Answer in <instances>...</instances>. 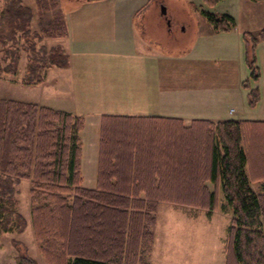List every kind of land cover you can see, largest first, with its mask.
Instances as JSON below:
<instances>
[{
	"label": "trees",
	"instance_id": "trees-1",
	"mask_svg": "<svg viewBox=\"0 0 264 264\" xmlns=\"http://www.w3.org/2000/svg\"><path fill=\"white\" fill-rule=\"evenodd\" d=\"M34 1L41 15L57 11L40 31L33 30L34 12L21 0H0V54L8 62L0 66V79L16 73L23 51L27 65L20 84L32 88L45 83L49 70L71 65L62 46L45 44L67 37L63 9L55 0ZM222 1L202 0L199 6L217 33L236 27L230 15L207 10ZM243 37L250 74L242 86L255 109L261 101L256 51L264 29ZM245 124L197 120L182 129L153 130L141 119L103 116L97 184L88 188L82 172L85 118L0 99V233L26 228L15 186L29 181L32 225L47 264H151L160 204L211 215L221 187V207L233 211L225 264H264V130L252 129L251 135ZM255 181L263 194L253 189ZM16 262L37 264L26 252Z\"/></svg>",
	"mask_w": 264,
	"mask_h": 264
},
{
	"label": "crops",
	"instance_id": "crops-1",
	"mask_svg": "<svg viewBox=\"0 0 264 264\" xmlns=\"http://www.w3.org/2000/svg\"><path fill=\"white\" fill-rule=\"evenodd\" d=\"M183 1L191 8L203 4L202 0ZM161 5L160 0H78L64 14L68 35L59 44L71 57L70 67L49 70L45 84L30 88L37 89L47 103L41 106L84 117V131L89 123L99 125L98 143L90 159L96 165L94 187L103 116L141 119V125L151 129H182L197 120H236L246 123L250 133L252 129L264 130V124L259 123L264 122V44L256 51L261 101L255 109L249 108L248 91L242 86L250 74L243 36L264 29V0H224L212 8L205 6L212 13L235 19V29L224 33H217L195 11L196 22L190 33L194 34L193 43L179 53L171 52L164 38L153 46L144 37L150 33L146 19H151L150 13L156 15V6ZM139 18L144 35L137 27ZM164 19L162 27L159 22ZM155 20L156 26L164 29L162 34H171L172 25L167 24L164 14L156 15ZM183 25L180 23L179 28L186 34L187 26ZM83 150L82 170L85 146ZM255 182L260 190L261 183ZM207 185L214 191L213 184ZM221 191L219 187L216 211L224 202Z\"/></svg>",
	"mask_w": 264,
	"mask_h": 264
},
{
	"label": "rangeland",
	"instance_id": "rangeland-1",
	"mask_svg": "<svg viewBox=\"0 0 264 264\" xmlns=\"http://www.w3.org/2000/svg\"><path fill=\"white\" fill-rule=\"evenodd\" d=\"M21 1L34 12V31H40V29L47 27L55 18L56 10L41 15L34 0ZM77 1L78 0H55L59 6L58 8L61 7L64 13L73 9ZM160 4H162L161 8L156 6V15L160 13L161 15H165L167 24L172 25V28H170L171 34H162L164 29L156 26V15L150 13L152 14L150 16L152 20L146 19L150 26V33L144 37L153 46L158 44L157 39L164 38L168 40L169 45H167V48L174 53L187 50L192 45L194 39V34L192 36L190 35L196 22L193 13H195V11L200 12V7L194 6L191 8L190 5L183 0H160ZM3 5L4 3L2 2V6ZM191 16L193 19H191ZM140 18L137 21V27L140 33L144 35V33L141 32ZM161 22L164 23L166 21L164 19L159 23ZM162 23L161 26L164 27ZM180 23L186 24V34L180 31ZM45 44L50 48L62 44V41L61 39L48 40ZM7 64L8 62H4L3 55L0 54V66L5 67ZM26 65V53L21 51V55L17 61L16 73L13 75H3L0 79V99H14L36 103L38 105L45 104L46 102L40 97V92L37 89L32 90L30 89L32 87L20 84L25 74ZM98 126V124L89 123L86 130L83 132V142L86 148V162L82 172H84L83 174L86 178L85 186L88 188L94 187L96 179V165L92 163L90 159L92 158L94 146L98 143ZM248 173L251 179H254L251 167ZM252 186L258 194L261 192V190H258L259 184L253 182ZM15 188L17 190L16 199L18 201L19 212L25 218L27 226L22 232L0 233V264H17V257L19 254L25 252L33 258L37 264H47L44 256L40 252L32 225L31 184L29 181H22L17 183ZM232 217L233 211H223L222 207H219L217 211L215 210L209 215L207 211L175 209L167 203L160 204L157 212L158 222L156 239L150 263L225 264V245L228 227Z\"/></svg>",
	"mask_w": 264,
	"mask_h": 264
}]
</instances>
